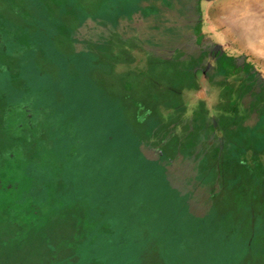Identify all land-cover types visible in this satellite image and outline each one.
Wrapping results in <instances>:
<instances>
[{"label": "rangeland", "instance_id": "obj_1", "mask_svg": "<svg viewBox=\"0 0 264 264\" xmlns=\"http://www.w3.org/2000/svg\"><path fill=\"white\" fill-rule=\"evenodd\" d=\"M207 1L0 0V264H264V154L257 162L246 148L254 133L218 134L213 116L158 131L137 110L156 102L139 99L132 77L148 59L131 38ZM99 57L119 63L113 87L103 64V84H91ZM232 74V101L184 110L222 111L230 126L245 115L248 128L259 111L260 122L264 101L242 95L264 87ZM107 91L113 103L96 97Z\"/></svg>", "mask_w": 264, "mask_h": 264}, {"label": "flooded vegetation", "instance_id": "obj_2", "mask_svg": "<svg viewBox=\"0 0 264 264\" xmlns=\"http://www.w3.org/2000/svg\"><path fill=\"white\" fill-rule=\"evenodd\" d=\"M197 2H200V0H197ZM197 5V4H196ZM164 26L160 31L156 30H149L148 32L143 31L138 33L135 37H132L131 40L133 43H130L133 45L134 50L136 52V49L142 47L139 45L142 41H144V50L143 52L144 55L149 58L150 62L147 63V67H149V71L153 72L154 67L156 66L154 60L157 63V65H162V66H167L163 71V74L166 77V80L171 82V85H162L159 83V80L153 78L149 79L148 82L152 84L150 85L151 89L154 91V94L156 96L158 95H169L171 93L176 94V100H173L172 102H167L165 107L168 108V110L172 109H177V111L182 112L184 110L183 103L182 102V97L185 94V92H189L191 90H194L196 86H193L195 84V81L198 84V79H197V70L202 71L204 75H206L212 82L219 84L218 86H221V84L224 81V77L227 76V80H231V75L234 73V75H241L243 77H249L251 80L253 79L256 83H254L256 86H263L264 87V72H258L253 71L251 73V68L249 64H244L243 62L241 63L238 60H235L234 56H231L230 54L226 53L223 51L221 48L216 47L215 44H212L204 39L203 33H202V12H200V9L195 8L189 9V8H177L176 12L171 13L167 12L164 14ZM142 27V26H141ZM110 26L108 27V29ZM102 33H107L110 34V36H113L116 34V32L111 33L107 29H102ZM96 41V40H95ZM137 41V42H134ZM123 42L125 43V40L123 39ZM125 48V47H124ZM127 50V48H125ZM125 53V52H124ZM112 56V53H110ZM97 56V55H96ZM95 56V57H96ZM145 57V56H144ZM82 60V59H80ZM94 60V59H93ZM93 60L90 62L92 63ZM99 57V60L96 62H93L94 67H92L93 72L91 73V78L93 82L91 84H95V86L98 87V85L103 84L100 81V76L97 74L99 71H103L105 68L104 66L107 67L108 71H112V68L110 69L108 67V63L110 64L111 61H108V59H105V61ZM86 61V60H84ZM88 63V60L86 61ZM107 62V63H106ZM121 63V62H120ZM100 64H103V67H101ZM105 64V65H104ZM168 65H174V69L177 70V74L181 75L179 77V81H174L173 79L170 78V72L173 70L172 68L170 69ZM118 66V65H117ZM228 66V67H227ZM112 67V66H111ZM227 67V69L225 68ZM226 69V70H225ZM149 71L142 70V72H137L133 75L132 78H134L133 82L136 83H142L143 79L145 77H148L150 75ZM113 73H115V70L112 72L107 73V77L110 79L107 80V85L106 86H112L115 84L116 80H113L115 78H112ZM183 75V77H182ZM88 76V75H87ZM191 76V77H190ZM89 78V77H88ZM112 78V79H111ZM193 80H192V79ZM195 79V80H194ZM237 79V78H236ZM236 79L233 81L236 83ZM110 82H109V81ZM141 80V82H140ZM259 80H262L261 82H258ZM124 81V80H123ZM174 81V82H173ZM231 82V81H230ZM123 84V83H122ZM127 84V83H126ZM126 84H123L124 88L127 86ZM105 86V85H104ZM228 86H234L232 83ZM227 86V87H228ZM128 87V86H127ZM142 88V86H141ZM217 88V87H216ZM219 89V88H218ZM221 90L225 89L224 87H220ZM161 92V93H160ZM112 93V90H111ZM103 94V95H102ZM98 94L96 97L99 98V101H108L112 102L111 100L112 97H109L108 95L109 92L107 91V95H104V93ZM256 95L252 96V94L249 96V94L242 95L243 98L250 99L251 97L254 98L255 100L259 101H264V95H260L256 93ZM175 95V96H176ZM224 95V94H223ZM142 96H146L145 93L142 94ZM148 96V95H147ZM134 98H137V95L135 94ZM177 99L181 100L179 104H177ZM159 103L157 102V105ZM177 104V105H176ZM161 105V103L159 104ZM181 105V109L179 106ZM150 108V109H149ZM144 103L137 109L138 112H142L146 110V116L150 115V117H153V121H148L145 117L144 119H141V126L144 128L147 124V121L149 122L148 126H154L155 129H161L163 128H169L173 127L172 125H167L163 121V117L157 113V107L156 106H151L149 107ZM172 108V109H171ZM125 110V108H123ZM222 112V111H221ZM214 114H212L213 116ZM264 115V112H263ZM214 117V116H213ZM211 118V117H210ZM182 119L183 118H178L175 123H178L182 125ZM216 119V118H214ZM216 122V121H215ZM165 124L167 126H165ZM173 124V123H172ZM157 131V132H158ZM154 132V131H153ZM149 143H144V145H148Z\"/></svg>", "mask_w": 264, "mask_h": 264}, {"label": "crops", "instance_id": "obj_3", "mask_svg": "<svg viewBox=\"0 0 264 264\" xmlns=\"http://www.w3.org/2000/svg\"><path fill=\"white\" fill-rule=\"evenodd\" d=\"M202 19L203 22L201 29L204 39L206 41L215 44L216 47L221 48L226 53L230 54L231 56H234L235 60H238L241 63L243 62L244 64L245 63L249 64L251 68V73L253 71L254 72L257 71V73L259 71L264 72V0H208L206 3H204V7L202 10ZM144 44H145L144 41H142L139 44L142 47V49L140 48L136 49V53L144 50L145 48ZM125 50H126L125 48H122L120 51L124 53ZM112 51H111V53H113L112 55L115 56L116 54H114V52ZM147 59H148L147 62L149 63L150 60L149 58ZM111 62L110 64L108 63L107 65L110 69L112 68V71H114L118 67L117 65H119V63L114 61L111 64ZM154 62L156 63L155 64L156 66L154 67L155 70L152 69V71H154L155 73L159 72L162 75L163 74L162 70L167 68V66L165 67L160 64L157 65L158 62H156L155 60ZM125 63L130 64L128 62ZM168 66L170 69L171 68L173 69L170 72L171 75L170 78L173 80L175 79L174 81L176 80L179 81L180 80L179 77H181V75L177 74L178 69L177 68L174 69L173 67L174 65L173 66L168 65ZM227 67L225 68L227 69ZM112 76H113L112 78H114L115 73H113ZM196 76L197 79L199 80L198 84L195 81V84L193 85L196 86V88L189 92L188 91L185 92L186 95L182 97V102H186L189 105V103L193 102L194 104L196 101H198L201 102L203 105L205 104L210 105L212 102L220 101L221 96H223V98H221V101L223 102L232 101L225 95L228 89L227 86L231 84L229 79L227 80V76L224 77V81L221 84V86L225 88L223 90L220 89L221 86H218L219 84L212 82L206 75L202 73V71L197 70ZM154 77H156V74L155 76L150 74L148 77H145L143 79L142 84L141 83L139 84L138 90L140 91V88L142 86L146 95V96H141L142 98L139 99L143 101H148L149 99V101L156 102V107H157V102L159 104L161 103L162 106L165 105L167 102L169 103L172 102L177 97L176 94L171 93L166 96L165 95L156 96V94L153 95V93L149 92L148 89L150 88H148V84L151 86L152 84L148 82V78L153 79ZM180 101L181 100L177 99V104H179ZM249 101L253 102L256 100L251 97ZM234 103L237 102L234 101ZM179 107L180 108L178 109L182 108L181 105ZM164 108L168 110L167 107ZM123 111L124 113L126 112V110ZM194 111H195L194 109L193 112L189 111V108L186 110H182V112L177 111V109L175 108L172 110H168L169 114L166 115V117H164L165 119L164 118L163 119L165 120L166 123H168L167 120L170 119L171 121L169 122L170 124L168 125H172L173 127H169L166 129H172V131H174L173 128L175 127L174 125L176 120H173V118L178 119L180 117L181 118L185 117L186 119L189 120L191 118V120L193 119V121L196 120L198 126H200L202 123H203L202 125H204L205 123H211L208 120L210 117H212L211 112H207L203 110L204 113L202 115L200 114L195 115ZM256 114H258L256 117L253 116V114L247 117V119L252 123L250 125V128H248L249 126L248 127L245 125L242 126L241 122L239 121L240 119H243L245 115H239L238 117L235 116L236 117L235 119L238 121L231 123V126L226 125V123L230 121L231 117H228V115L223 114L221 111H218V113L213 116L219 122L220 130L218 134H222V133L243 134V132L245 131H250L252 134L254 133L256 137V141H251V142L248 141L250 145L245 147L251 149L252 151L260 153V155L258 154L256 158L253 154L251 157L258 159L257 162H261L259 160V157H262V154H264V145L259 146V142L257 138H259L261 134H264V122L262 121L263 119L260 122L259 120H257L259 117V111L258 112L256 111ZM254 120H256V123H254L253 126ZM224 124L226 126H223ZM178 130L180 131V129ZM260 131L262 133H260ZM220 142L223 143V148L225 149L226 140L223 141L222 138V141ZM235 142H237V140H235ZM240 146L241 148L243 147L241 143Z\"/></svg>", "mask_w": 264, "mask_h": 264}, {"label": "trees", "instance_id": "obj_4", "mask_svg": "<svg viewBox=\"0 0 264 264\" xmlns=\"http://www.w3.org/2000/svg\"><path fill=\"white\" fill-rule=\"evenodd\" d=\"M262 121L264 122V117H263V120H262ZM13 191H14V190H13ZM8 195L10 196V195H12V194H8Z\"/></svg>", "mask_w": 264, "mask_h": 264}]
</instances>
